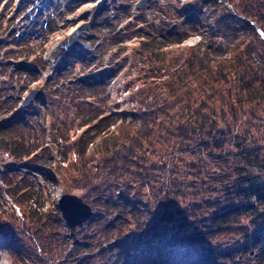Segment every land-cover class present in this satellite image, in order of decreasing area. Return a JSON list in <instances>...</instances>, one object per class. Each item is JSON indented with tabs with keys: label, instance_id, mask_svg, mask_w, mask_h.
<instances>
[{
	"label": "rangeland",
	"instance_id": "obj_1",
	"mask_svg": "<svg viewBox=\"0 0 264 264\" xmlns=\"http://www.w3.org/2000/svg\"><path fill=\"white\" fill-rule=\"evenodd\" d=\"M140 1L0 0V123L9 120L6 129L0 130V234L6 233L9 237L15 233L14 237L19 238L16 243L22 246L20 253L23 252L22 256H13L0 247V264H109L114 250L105 248L101 252L104 244L100 238L90 245L86 255L74 249L73 255L68 252L85 232H96L100 226L96 223L87 226L88 219L76 228L75 242L57 208V201L63 193H73L89 203L93 213L100 210V205L91 203L95 197L94 189L105 193L115 187L111 182L113 179L107 178L122 152L118 147L117 152L112 153L97 137L90 153L75 167L70 164L75 157L71 142L89 125L81 127V124L100 110L108 116L112 112V120L116 118L114 116L130 114L139 104L137 93L149 88L150 81L164 86L162 81L168 80L167 74L178 69L192 53L188 47L204 41L210 59L227 50L226 43L232 37H215L212 29L214 17L224 7H231L225 1L145 0L144 7ZM230 1L237 12L245 10V6L251 8V5L259 4L250 0ZM190 19H198L196 26L191 27ZM83 23H87V27L79 39L88 42L89 46L69 50L60 46ZM254 27L264 39L259 26ZM178 34H187L182 43L172 41ZM147 37H157L155 40L159 45L145 49L142 42ZM262 47L260 42L251 45L254 61ZM234 81L229 76L222 86L227 88ZM127 83L131 85L129 90ZM34 89L38 93L21 107ZM247 112L262 113L252 107ZM261 120H258L257 144L242 148L236 145L237 141L231 140L226 141L222 149L206 154L208 160H212V167L207 172L206 169L202 171L209 175L203 181L197 180L198 185L207 182L215 188L214 185L227 183L220 182L221 171L237 176L239 181V175L244 173L254 182L264 184V119ZM236 127L238 123H235ZM12 136L20 143L24 142L31 153L29 156H15L14 143L10 141ZM155 149L150 152L148 162L150 173L155 175L151 179L154 188L150 193V189L140 192L143 202L150 197L151 209L154 193H159V174L166 172L169 176L170 170L172 172L169 164L164 165L169 163L170 156L162 158L165 144L157 145ZM35 156L39 160H31ZM49 157L52 158L49 166H44L40 158ZM61 157L66 158L62 163L64 169H56V162L62 160ZM84 163L85 169L82 168ZM236 165L239 168L235 170ZM89 169L90 176L85 177L83 174ZM186 169L189 170L187 174L196 178L195 170ZM166 175L159 178L165 180V184L168 182ZM133 189L136 190L131 188V193ZM211 199L212 203L216 202V197ZM57 212L60 219L54 218ZM250 213L252 210L243 218L240 230L263 232L264 216L256 217L253 225L252 216L256 215ZM39 215L44 221L52 222L50 228L40 225ZM35 234H51V245L44 248L41 240L33 238ZM47 241L43 238L44 243ZM220 241L217 245L223 250H230L234 245L227 238ZM213 242L210 243L214 245ZM88 255V261L83 263V258ZM256 255V250L241 254L238 264H250L256 260ZM72 257H76L74 262ZM224 264L233 263L225 261Z\"/></svg>",
	"mask_w": 264,
	"mask_h": 264
},
{
	"label": "trees",
	"instance_id": "obj_2",
	"mask_svg": "<svg viewBox=\"0 0 264 264\" xmlns=\"http://www.w3.org/2000/svg\"><path fill=\"white\" fill-rule=\"evenodd\" d=\"M223 1L231 7L221 9L214 17L212 27L215 37H232L223 54L208 58L207 45L200 41L188 47L192 53L178 69L167 74L168 80L162 81L164 86L150 81L152 85L149 88L137 93L139 104L130 114H120L119 118L114 116L116 118L112 120V112L108 116L100 110L81 124V127L89 125L70 144L75 152L74 161L70 164L75 167L81 165L97 137L112 153H116L119 147L122 154L107 178L109 181L113 179L111 182L115 187L105 193L94 189L95 197L91 203L100 205V210L92 214L87 226L96 223L100 229L85 232L81 240L69 249L72 255L74 250L88 254L90 245L96 244L100 238L104 244L101 252L105 248L114 250L109 264H224L225 261L238 264L241 254L246 255L253 250H256L257 258L250 264H264V231L240 230L243 218L251 210L250 214L256 215L251 218L253 225L256 217L264 216V184L254 182L244 173L239 175V181L237 176H230L220 169L223 178L220 182L227 183L214 185L215 188L207 182L197 184V180L203 181L209 175L202 171L206 169L207 172L212 167V160H208L206 154L222 149L226 141L231 140L237 141L236 145L242 148L257 144L258 120L264 119V39L254 27L258 25L264 34V0H250L259 4L249 5L251 8L244 4L245 10L240 12L234 9L230 0ZM197 20L190 19L191 27L196 26ZM183 35H176L172 41L182 43L187 34ZM156 38L143 40L144 48H153L157 44ZM257 42L263 47L254 61L251 45ZM229 76L235 81L224 88L222 82ZM130 88L127 83L126 89ZM249 107L262 113L248 114ZM8 121H1L0 130L6 129ZM235 123H238V128H235ZM10 139L14 143L15 156L31 154L22 140L20 143L13 136ZM160 144H165L162 158L170 156L169 163L164 165L169 164L172 172L170 170L169 176L163 172L156 177L160 184L157 190L163 194L154 193L151 209L148 204L150 197L143 202L140 192L150 189V193L154 188L151 180L154 172L150 173L148 166L149 154L155 152ZM192 154L195 156L190 157ZM34 159L39 160L37 156L31 160ZM61 159L56 162V169H64L62 163L66 158ZM51 160L50 157L40 158L44 166H49ZM86 163L82 168L85 169ZM187 167L195 170L196 178L187 174ZM237 168L239 165L234 167L235 170ZM112 174L113 177L110 176ZM83 175L89 177L90 169ZM165 175L167 184L165 180H159ZM131 188L136 190L131 193ZM213 197H216L214 203ZM54 218L60 219L59 212ZM37 220L41 226L50 228L52 225L40 215ZM53 226L55 228L54 223ZM14 235L6 237V233L4 236L0 234V247L13 256H22V246L16 243L19 238ZM42 236L48 240L47 243L43 242ZM42 236L35 234L33 238L41 240L42 246L47 248L51 245L52 236ZM225 238L234 244L230 250L220 249L217 245ZM211 240H214V245ZM89 257L83 258V263ZM75 258L72 257L73 262Z\"/></svg>",
	"mask_w": 264,
	"mask_h": 264
},
{
	"label": "water",
	"instance_id": "obj_3",
	"mask_svg": "<svg viewBox=\"0 0 264 264\" xmlns=\"http://www.w3.org/2000/svg\"><path fill=\"white\" fill-rule=\"evenodd\" d=\"M142 7L145 6V0H141ZM87 23L80 25L68 38L61 42L60 46L69 50L73 47L86 48L89 46L88 42L79 39V35L86 29ZM59 48V47H58ZM37 90H32L24 99L21 107L26 105L36 94ZM1 171V168H0ZM57 206L60 210L61 216L65 221V225L70 229V235L76 239V228L82 226L93 213L92 206L84 201V199L73 193H63L58 201Z\"/></svg>",
	"mask_w": 264,
	"mask_h": 264
},
{
	"label": "bare ground",
	"instance_id": "obj_4",
	"mask_svg": "<svg viewBox=\"0 0 264 264\" xmlns=\"http://www.w3.org/2000/svg\"><path fill=\"white\" fill-rule=\"evenodd\" d=\"M2 264H5V263H2Z\"/></svg>",
	"mask_w": 264,
	"mask_h": 264
}]
</instances>
